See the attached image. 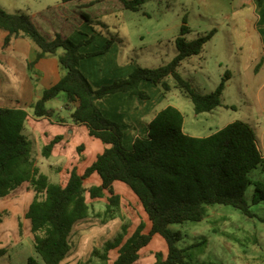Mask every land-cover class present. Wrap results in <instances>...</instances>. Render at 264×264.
Segmentation results:
<instances>
[{
    "label": "trees",
    "instance_id": "obj_1",
    "mask_svg": "<svg viewBox=\"0 0 264 264\" xmlns=\"http://www.w3.org/2000/svg\"><path fill=\"white\" fill-rule=\"evenodd\" d=\"M61 1L36 13H10L0 3V28L8 32L6 45L16 37H26L37 46L36 59L29 63V68L47 55H58L63 73L32 105L33 115L63 123L64 118L48 108L47 102L64 93L65 108L73 109V123L85 125L90 136L102 141L104 151L84 173L73 166L66 184L55 183L32 158V141L24 133L28 111L0 107V198L25 182L34 191L25 215L30 220L36 256H30L27 264H40L39 260L44 264H61L68 257L76 224L91 214L87 193L92 199H107L105 210L98 214L103 223L117 217L121 195L114 188L116 181L125 183L138 197L151 227L146 232V223L141 221L128 235L130 225L123 223L102 249L94 247L89 259L75 264H97L95 257L99 264H135L155 235L165 240L167 253L156 252L152 264H192L188 249L203 242L180 246L181 232L174 230L173 224L202 221L208 216L209 207L216 204L231 205L249 217L256 216L246 198L247 187L252 183L249 174L263 160L254 129L244 121H234L209 136H193L184 130L183 113L170 105L149 123L148 136L137 138L133 147L127 148L121 125L106 117L97 103L116 92L146 99L149 95L140 87L143 81H149L161 87L164 94L177 89L192 101L196 113L213 111L222 105L225 84L209 94L201 93L182 77L178 68L187 57L202 51L214 31L188 41L186 34L191 28L184 18L181 33L175 39L178 53L170 62L155 68L136 66L127 77L95 88L81 70V60L92 55L83 53L81 46L90 40L77 43L72 35L84 24L113 11H139L148 0H115L119 6L111 10L106 4L114 0ZM263 1L258 0L259 5ZM63 139V135H58L45 144L43 156L50 157L55 144ZM84 148V144L78 146L81 160ZM93 173L102 182L86 187L85 180ZM255 185L252 201L257 204L264 200V188L261 182ZM4 214L0 212V224ZM115 249L117 255L110 263V252ZM4 250L0 248V256Z\"/></svg>",
    "mask_w": 264,
    "mask_h": 264
},
{
    "label": "rangeland",
    "instance_id": "obj_2",
    "mask_svg": "<svg viewBox=\"0 0 264 264\" xmlns=\"http://www.w3.org/2000/svg\"><path fill=\"white\" fill-rule=\"evenodd\" d=\"M61 2L0 0L10 13H36ZM106 6L111 10L119 4L114 0ZM184 18L191 28L186 34L188 41L211 31L214 33L202 51L187 57L178 71L194 89L204 94L224 83L222 105L211 112L196 113L192 101L177 89L164 94L158 86L165 96L160 109L169 105L177 107L184 115L185 132L197 137L209 136L234 121H244L255 131L263 160L249 174L252 183L246 190L247 201L256 216L249 217L231 205L216 204L209 207V214L202 221H187L171 227L181 232L179 245L182 247L203 242L188 249L192 264H264V200L257 204L252 201L255 183L261 182L264 188V7L258 5V0H148L139 11H113L84 24L72 39L77 43L90 40L83 47L92 49L89 54L102 56V61L108 56L114 60V65L123 68L128 64L155 68L177 55L175 39L181 33ZM127 76L123 74L122 78ZM169 82L173 84L172 78ZM30 140L32 158L40 171L51 181L64 185L76 155L71 157L69 164L57 166L58 157L43 156L42 142L33 137ZM123 142L129 148L124 132ZM80 143L89 146L84 141ZM86 157H91V150L86 151ZM85 186L89 187L87 183ZM116 191L121 195L120 213L105 223L98 214L105 210L107 199H92L87 193L91 214L76 224L71 237L72 251L61 264L89 259L93 248L102 249L104 243L121 230L123 223L130 225L128 235L141 221L146 223L145 231H149L151 222L128 186H118ZM33 197L31 184L25 182L0 198V212H5L0 224V248H5L0 264H27L30 256H36L30 220L25 215ZM158 251L166 254L167 245L161 236L155 235L135 264H152ZM116 255L117 249L110 252V263ZM93 261L99 264L97 257Z\"/></svg>",
    "mask_w": 264,
    "mask_h": 264
},
{
    "label": "crops",
    "instance_id": "obj_3",
    "mask_svg": "<svg viewBox=\"0 0 264 264\" xmlns=\"http://www.w3.org/2000/svg\"><path fill=\"white\" fill-rule=\"evenodd\" d=\"M259 6L264 7V2ZM7 35L8 32L0 28V107L27 110L29 115L24 132L29 138L33 137L36 141L42 142V149L56 136L63 135L64 139L55 144L51 156L59 158L56 164L58 166L69 164L71 157L76 155V161L70 170L73 166H77L78 172L84 173L85 169L104 151V145L100 139L89 135L85 125L73 123L71 120L73 109L65 108V94L61 93L56 99L47 102L48 108L54 109L59 115H62L65 120L63 123H53L48 118H36L33 115L32 105L42 97L44 89L56 84L62 75L63 71L58 55H47L34 63L32 68H29V63L36 59L37 46L27 40L26 37H16L6 45ZM81 51L83 53L93 52L91 48L83 47V45ZM61 52L62 50H59V53ZM115 57L117 58V54L114 55ZM116 58L115 64L117 63ZM134 68L133 64H128L124 68L117 64L114 65V60L108 59V56L103 61L102 56L98 55L88 56L81 60V70L89 78L92 85L94 84L97 88L122 78L123 74L129 75ZM140 88L149 93L148 99H143L137 95L132 96L129 92H116L97 103L106 117L121 125L129 148L133 147L137 138L148 136L149 123L164 109H160V105L165 96L156 84L143 81ZM82 141L89 145H84L83 160L80 159L78 152V146L83 144L80 143ZM89 150H91V157L87 159L86 151ZM54 165L51 164L50 166ZM101 182L102 180L97 173H93L85 180V184L87 183L88 186L100 185ZM122 183L116 181L114 183L115 190L118 186L125 184ZM128 190L139 201L129 187Z\"/></svg>",
    "mask_w": 264,
    "mask_h": 264
}]
</instances>
